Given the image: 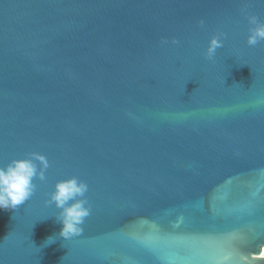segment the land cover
<instances>
[{"label": "water", "instance_id": "obj_1", "mask_svg": "<svg viewBox=\"0 0 264 264\" xmlns=\"http://www.w3.org/2000/svg\"><path fill=\"white\" fill-rule=\"evenodd\" d=\"M253 15L264 0H0V166L49 162L0 209V264H264ZM73 176L90 215L67 240L45 201Z\"/></svg>", "mask_w": 264, "mask_h": 264}, {"label": "clouds", "instance_id": "obj_2", "mask_svg": "<svg viewBox=\"0 0 264 264\" xmlns=\"http://www.w3.org/2000/svg\"><path fill=\"white\" fill-rule=\"evenodd\" d=\"M248 22L252 27L249 29L246 43L251 47L264 41V23L254 15L248 17ZM200 23L203 25V20ZM221 47V37L212 36L205 50V57L212 59L216 50ZM48 167L49 162L40 154H33L30 158L12 159L0 166V209H14L25 204L36 190L35 181L46 179L45 170ZM87 191L88 185L75 176L59 180L53 185L45 203L60 210L56 215V220L61 225L58 233L60 237L68 240L82 232L84 220L90 215L88 202L84 198ZM51 242L50 237L47 243Z\"/></svg>", "mask_w": 264, "mask_h": 264}, {"label": "bare ground", "instance_id": "obj_3", "mask_svg": "<svg viewBox=\"0 0 264 264\" xmlns=\"http://www.w3.org/2000/svg\"><path fill=\"white\" fill-rule=\"evenodd\" d=\"M263 251H264V249L262 250L261 256H264V254H263L264 252Z\"/></svg>", "mask_w": 264, "mask_h": 264}, {"label": "rangeland", "instance_id": "obj_4", "mask_svg": "<svg viewBox=\"0 0 264 264\" xmlns=\"http://www.w3.org/2000/svg\"><path fill=\"white\" fill-rule=\"evenodd\" d=\"M263 249H264V248H263ZM263 249H262V250H263ZM263 252H264V251H263ZM263 254H264V253H263Z\"/></svg>", "mask_w": 264, "mask_h": 264}]
</instances>
